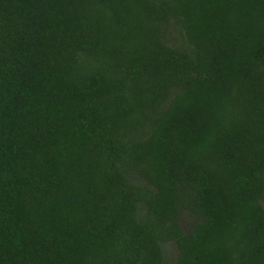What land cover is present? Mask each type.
<instances>
[{
    "label": "trees",
    "instance_id": "16d2710c",
    "mask_svg": "<svg viewBox=\"0 0 264 264\" xmlns=\"http://www.w3.org/2000/svg\"><path fill=\"white\" fill-rule=\"evenodd\" d=\"M168 241L264 264V0H0V264Z\"/></svg>",
    "mask_w": 264,
    "mask_h": 264
},
{
    "label": "rangeland",
    "instance_id": "374dc122",
    "mask_svg": "<svg viewBox=\"0 0 264 264\" xmlns=\"http://www.w3.org/2000/svg\"><path fill=\"white\" fill-rule=\"evenodd\" d=\"M180 219L183 227L188 228L193 221L192 217L189 216L184 210L180 213ZM164 250V264H173L177 257V246L173 241H168L163 246Z\"/></svg>",
    "mask_w": 264,
    "mask_h": 264
}]
</instances>
